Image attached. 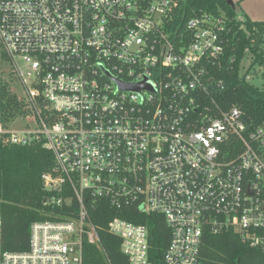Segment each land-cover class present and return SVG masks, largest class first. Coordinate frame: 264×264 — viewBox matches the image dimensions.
Returning <instances> with one entry per match:
<instances>
[{
  "label": "built area",
  "instance_id": "obj_1",
  "mask_svg": "<svg viewBox=\"0 0 264 264\" xmlns=\"http://www.w3.org/2000/svg\"><path fill=\"white\" fill-rule=\"evenodd\" d=\"M174 1L0 0L2 51L27 91L24 119L36 124L0 125V143L43 141L55 161L42 176L46 204L60 209L31 226L21 254L2 250L0 212V264H83L85 244L102 246L89 199L162 216L171 236L161 264H206V228L264 249V125L237 106L202 105L208 84L224 88L208 67L237 59L222 16L189 20L177 46L165 25ZM111 77L154 91H125ZM107 230L129 264H160L148 226L117 217Z\"/></svg>",
  "mask_w": 264,
  "mask_h": 264
},
{
  "label": "trees",
  "instance_id": "obj_2",
  "mask_svg": "<svg viewBox=\"0 0 264 264\" xmlns=\"http://www.w3.org/2000/svg\"><path fill=\"white\" fill-rule=\"evenodd\" d=\"M210 15L221 16L226 22L227 55H235L233 67L217 72L209 66L213 81L223 82L224 88L208 84L202 105L208 111H215L216 105L227 109L239 107L255 125H264V88L255 86L241 76L240 65L247 53L252 58L251 68H264V22H254L248 18L238 21L235 10L224 0H175L170 15L165 19L166 31L181 46V35L188 41L191 31L187 23L193 18ZM245 25V28L242 27ZM258 29L255 31L254 29ZM4 60L5 56L2 54ZM204 80H207L205 78ZM208 83V82H206ZM207 111L206 109H204ZM32 111L24 99L11 91L9 84L0 77V125L9 129L18 119H24ZM5 137L8 134L4 135ZM4 140V137H3ZM53 154L37 140L25 146H9L0 143V212L3 218L1 248L10 253H26L30 248V230L35 222L52 220L51 213L60 209L47 206L50 195L44 190L42 176L53 171ZM77 205L76 203L74 204ZM89 217L101 238V248L85 244L83 264H129L121 250L119 237L110 234L108 223L114 218H123L136 224L146 225L152 233V252L160 264L170 242L171 231L160 215H140L136 207L117 210L105 200L86 201ZM201 256L206 264H264V249L252 247L234 230L220 234L204 230Z\"/></svg>",
  "mask_w": 264,
  "mask_h": 264
},
{
  "label": "rangeland",
  "instance_id": "obj_3",
  "mask_svg": "<svg viewBox=\"0 0 264 264\" xmlns=\"http://www.w3.org/2000/svg\"><path fill=\"white\" fill-rule=\"evenodd\" d=\"M235 4V13L239 17L250 19L254 22H264V0H233ZM245 28V25L242 26ZM257 31L258 29H254ZM3 51L0 44V77L4 83L9 84L11 91L18 96L20 99H25L27 97V91L18 79L14 75V68L12 65L2 56ZM252 58L249 53H247L244 59L245 71L251 68ZM251 74V82L255 86L264 88V68L255 65L249 72ZM36 124L33 118L29 117L26 119H18L10 125V130L12 132H21L26 129L34 130Z\"/></svg>",
  "mask_w": 264,
  "mask_h": 264
},
{
  "label": "water",
  "instance_id": "obj_4",
  "mask_svg": "<svg viewBox=\"0 0 264 264\" xmlns=\"http://www.w3.org/2000/svg\"><path fill=\"white\" fill-rule=\"evenodd\" d=\"M229 6H231L234 10L236 9L235 4L233 2V0H224ZM112 78V77H111ZM112 80H114L115 82H117L118 86L120 89L125 90V91H130V92H137L140 93L141 90L143 89H147V90H152L154 91V88L152 87V85L149 82H145L142 85H138V86H132V85H127V84H123L119 81H117L116 79L112 78Z\"/></svg>",
  "mask_w": 264,
  "mask_h": 264
}]
</instances>
